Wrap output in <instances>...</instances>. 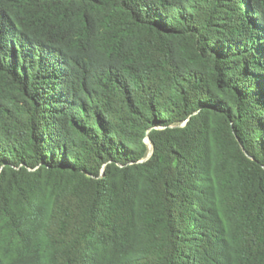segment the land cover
Masks as SVG:
<instances>
[{
  "label": "trees",
  "instance_id": "1",
  "mask_svg": "<svg viewBox=\"0 0 264 264\" xmlns=\"http://www.w3.org/2000/svg\"><path fill=\"white\" fill-rule=\"evenodd\" d=\"M0 264H264V0H0Z\"/></svg>",
  "mask_w": 264,
  "mask_h": 264
},
{
  "label": "water",
  "instance_id": "2",
  "mask_svg": "<svg viewBox=\"0 0 264 264\" xmlns=\"http://www.w3.org/2000/svg\"><path fill=\"white\" fill-rule=\"evenodd\" d=\"M147 142L150 143L149 140H147ZM151 154H152V152H151Z\"/></svg>",
  "mask_w": 264,
  "mask_h": 264
}]
</instances>
